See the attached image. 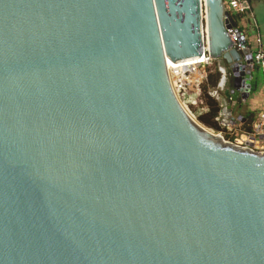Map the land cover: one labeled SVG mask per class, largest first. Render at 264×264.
<instances>
[{"label": "water", "instance_id": "1", "mask_svg": "<svg viewBox=\"0 0 264 264\" xmlns=\"http://www.w3.org/2000/svg\"><path fill=\"white\" fill-rule=\"evenodd\" d=\"M201 1L0 0V264H264V153L169 80L206 46L239 124L251 51Z\"/></svg>", "mask_w": 264, "mask_h": 264}, {"label": "built area", "instance_id": "2", "mask_svg": "<svg viewBox=\"0 0 264 264\" xmlns=\"http://www.w3.org/2000/svg\"><path fill=\"white\" fill-rule=\"evenodd\" d=\"M222 3L224 10L230 15L237 14L244 16L252 14V8L249 0H222ZM228 33L233 40L235 47L239 50L242 49V46L238 41V34L241 33L243 35L252 55V63L248 65V67H251L253 70V67L256 66L260 70L261 87L264 94V49L261 46L260 37H257L255 42L249 46L246 36L235 26L228 29ZM210 60L211 58L208 54L207 47L205 46L201 58L187 62H172L170 67L167 66L172 90L180 104L190 116L191 113L189 108L191 106L200 104L203 106V109L205 108L201 98L200 86L207 76L205 66L209 64ZM218 89L221 88L218 87ZM216 91L217 90H215V93H217ZM192 96L194 97L192 98ZM185 100H187V102ZM235 118L238 119L239 124L229 121L226 117L224 106L222 107L219 116L216 117L217 122L224 130L220 133L227 136V140L225 141L243 149L264 153V109L260 110V112L256 115L252 127L253 130L250 133L241 131L240 124L242 123V118L240 116Z\"/></svg>", "mask_w": 264, "mask_h": 264}, {"label": "trees", "instance_id": "3", "mask_svg": "<svg viewBox=\"0 0 264 264\" xmlns=\"http://www.w3.org/2000/svg\"><path fill=\"white\" fill-rule=\"evenodd\" d=\"M232 19L234 21L235 27L238 28L239 31H241L238 27V20L240 15L232 14ZM242 32V31H241ZM221 72L218 69L217 65L211 70H208L207 76L203 83L201 84V98L203 100V104L205 107V110L198 113L196 115L197 121L205 126L206 128L212 130L213 132L219 133L223 132V128L220 126V124L217 122L216 117L219 116L222 105L219 102L217 98L212 96L210 94L211 91H215L218 89V84L221 79ZM252 75V89L251 94H253L259 86V76L261 79V72L260 70L255 66L253 67V70L251 71ZM232 115L235 117L240 116L242 118V123L240 124V129L243 132L250 133L253 130V123L255 121V113L252 111H249L246 107L245 102H243L241 99H238L237 102L232 107ZM194 119V118H193ZM225 140H227V136L224 135Z\"/></svg>", "mask_w": 264, "mask_h": 264}, {"label": "rangeland", "instance_id": "4", "mask_svg": "<svg viewBox=\"0 0 264 264\" xmlns=\"http://www.w3.org/2000/svg\"><path fill=\"white\" fill-rule=\"evenodd\" d=\"M201 4H202V18H203V28H202V30H203V34H204V36L206 37V6L204 5V0H202L201 1ZM253 17H252V20H253V18H254V20L252 21V24L253 23H255L256 24V26L258 27H256V30L255 29H253V34H256V32H257V29L263 34L264 33V0H261V1H254L253 2ZM253 28H254V26H253ZM219 64L221 65V61H219V60H214V59H211L210 60V62H209V64L208 65H206L205 66V70H207L206 72H208V70H212L214 67H215V65H217V67H218V69H219ZM169 65H171L170 63L168 64V66ZM221 66H223V65H221ZM252 69H251V67H247L246 68V72H248V71H251ZM229 71V70H228ZM228 71L226 70V75H227V73H228ZM217 91V93H215V91H211L210 92V94L212 95V96H214L215 98H224V96H223V92H222V90L221 89H216ZM262 91V90H261ZM260 91V92H261ZM263 93V92H262ZM254 96H258V93H256V95L254 94ZM259 97H261V96H259ZM259 97L257 98V101L259 100ZM254 97H249L247 100L248 101H250V100H252ZM229 102V101H228ZM258 104V103H257ZM253 107V112L254 113H256V114H258L259 112H260V110H258V109H260V106L258 107V105H255V106H252ZM205 110V108L203 109V106H201L200 104H197L196 106H191L190 108H189V111H190V113H191V116L195 119V120H197L196 119V115L198 114V113H200V112H202V111H204ZM237 129V128H236ZM216 133V132H215ZM219 134L223 137V139L225 140V138H224V134H222V133H220L219 132Z\"/></svg>", "mask_w": 264, "mask_h": 264}, {"label": "crops", "instance_id": "5", "mask_svg": "<svg viewBox=\"0 0 264 264\" xmlns=\"http://www.w3.org/2000/svg\"><path fill=\"white\" fill-rule=\"evenodd\" d=\"M249 1H250V4H251V8L253 10V2L256 1V0H249ZM257 1H261V0H257ZM252 17H253V11H252V14L251 15H244V16L239 17L238 27L243 32V34L246 36L247 42H248V45L249 46H251V44L255 42V40H256L257 37H260L261 46L264 49V33L262 34L257 29L256 34H253L252 31H253V29L256 30V27L257 26H256L255 23L252 24V21L254 20V18L252 20ZM253 26H254V28H253ZM261 90H262V87H261V79H260V76H259V86H258V89L253 94L250 95V97H254V98L252 100H250V101H248V100L245 101L246 107H247V109L249 111H252L253 112V107L252 106H255V105H258V107L260 106V109H258V110H263L264 109V94L262 93ZM256 93H258V96H254V94L256 95ZM259 96H261V97H259ZM258 97H259V100L257 101V98ZM217 99L221 103L222 107L225 106L226 103H228L225 98H218L217 97ZM255 115H257V114L255 113Z\"/></svg>", "mask_w": 264, "mask_h": 264}, {"label": "bare ground", "instance_id": "6", "mask_svg": "<svg viewBox=\"0 0 264 264\" xmlns=\"http://www.w3.org/2000/svg\"><path fill=\"white\" fill-rule=\"evenodd\" d=\"M204 5L206 6L205 0H204ZM201 6H202V4H201ZM206 20H207V12H206ZM206 29H207V28H206ZM198 58H201V57L188 58V59H184V60H182V61H185V62H187V61H193V60H197ZM169 63L172 65V61H171L170 59H167V60H166V64H167V66H168ZM171 65H169V67H170Z\"/></svg>", "mask_w": 264, "mask_h": 264}]
</instances>
